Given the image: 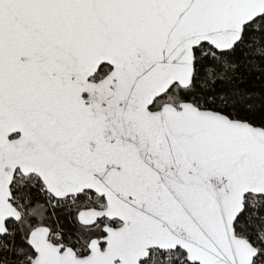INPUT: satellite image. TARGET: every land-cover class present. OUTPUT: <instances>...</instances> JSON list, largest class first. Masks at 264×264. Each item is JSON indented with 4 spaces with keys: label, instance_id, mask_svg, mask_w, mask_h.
<instances>
[{
    "label": "snow or ice",
    "instance_id": "6c2138e0",
    "mask_svg": "<svg viewBox=\"0 0 264 264\" xmlns=\"http://www.w3.org/2000/svg\"><path fill=\"white\" fill-rule=\"evenodd\" d=\"M0 264H264V0H0Z\"/></svg>",
    "mask_w": 264,
    "mask_h": 264
}]
</instances>
